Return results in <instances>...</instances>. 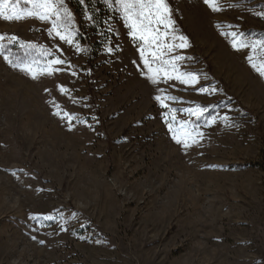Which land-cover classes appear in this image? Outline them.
<instances>
[{
	"label": "rangeland",
	"instance_id": "374dc122",
	"mask_svg": "<svg viewBox=\"0 0 264 264\" xmlns=\"http://www.w3.org/2000/svg\"><path fill=\"white\" fill-rule=\"evenodd\" d=\"M218 2L220 11L168 0L190 46L165 59L190 58L176 64L199 76L194 85L151 83L114 0L79 10L66 0L79 52L49 36V23L0 19V34L48 48L77 73L32 79L0 56V264H264V77L230 35L264 39V0ZM158 95L176 99L164 108ZM53 101L77 117L71 128ZM197 106L207 108L199 118L185 111ZM172 109L203 133L198 144L172 138Z\"/></svg>",
	"mask_w": 264,
	"mask_h": 264
},
{
	"label": "snow or ice",
	"instance_id": "6c2138e0",
	"mask_svg": "<svg viewBox=\"0 0 264 264\" xmlns=\"http://www.w3.org/2000/svg\"><path fill=\"white\" fill-rule=\"evenodd\" d=\"M79 2L83 4L84 0H79ZM105 3L109 7H113V0H105ZM204 3L213 11L221 10L218 0H204ZM114 4L121 13L124 25L129 29L128 34L134 41L141 42L139 47L140 59L143 62L144 69L147 70L145 75L152 84H158L160 79L177 80L185 85H194L199 82L197 74L180 72L177 69V61L190 58L177 55L171 59H165V53L171 52L177 47L187 48L190 46L186 36L176 35L178 29L172 19V10L168 0H114ZM260 15H264V13H260ZM30 18L49 23L51 25L48 29L49 36L58 37L60 41L70 46L74 45L77 52L82 51L80 45L75 42L77 32L74 28V17L66 4V0H24V6H21L20 0H0V19L12 22ZM88 19H92V17L89 16ZM230 35L233 49L237 51L251 49V54L247 57L248 62L260 76L264 77V60L257 63L254 58L258 51H264V39L249 42L243 38L238 39V36L242 37L243 33L238 34L233 31ZM169 39L171 43H169ZM5 40H7V44L4 43ZM17 43L24 51L22 56H16L13 59L10 54L6 55L5 52L10 53L9 45ZM108 51L111 52L112 49L109 48ZM53 55L52 51L42 45L25 44L20 42L15 35L0 34V56H3V59L13 68L26 73L32 79H37L41 75L52 76L65 70L69 71L72 76L77 74L73 70L74 65L71 64L70 60L62 59L60 56L48 59ZM199 90L213 93L216 91L215 88H200ZM59 91L61 94L67 95L69 99H74L71 96V90L67 87L61 85ZM155 99L160 102L161 107L167 108L168 105L165 103V99L174 100L176 98H162L158 95ZM53 104L57 108L55 115L66 119L69 128H71V121L77 117L61 109L55 101H53ZM175 111V109L171 110L172 114L168 120L169 130L173 133L172 138L177 144H181L184 149L198 144L199 140L203 139V133L197 131L195 127L190 129L187 121L177 122ZM185 111L199 118L207 112V108L197 106L195 109H185ZM222 119L226 125L230 124L228 116H224ZM176 123H179V126L173 128V124ZM207 123L215 124L216 117L213 116ZM44 219L52 220L54 217L49 215L45 216Z\"/></svg>",
	"mask_w": 264,
	"mask_h": 264
},
{
	"label": "trees",
	"instance_id": "16d2710c",
	"mask_svg": "<svg viewBox=\"0 0 264 264\" xmlns=\"http://www.w3.org/2000/svg\"><path fill=\"white\" fill-rule=\"evenodd\" d=\"M90 1V3H91V0H84V2H86V3H88ZM72 3L76 6V9L77 10H79V8L81 7V5H83V4H85V3H83V4H81L80 2H79V0H72ZM81 38L83 39V41L85 42V44H86V49H87V55H88V60H89V62H91L92 61V59H93V57H94V52H93V49H92V47H93V45L91 44V41H90V39L88 38V36H86V35H84V34H81ZM263 167V169H264V166H262Z\"/></svg>",
	"mask_w": 264,
	"mask_h": 264
}]
</instances>
